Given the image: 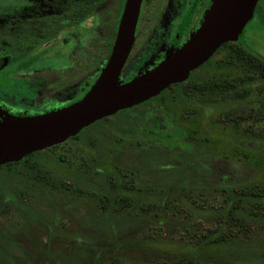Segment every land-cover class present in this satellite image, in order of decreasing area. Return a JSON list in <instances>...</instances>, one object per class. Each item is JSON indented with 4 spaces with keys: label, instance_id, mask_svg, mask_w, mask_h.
Returning a JSON list of instances; mask_svg holds the SVG:
<instances>
[{
    "label": "trees",
    "instance_id": "1",
    "mask_svg": "<svg viewBox=\"0 0 264 264\" xmlns=\"http://www.w3.org/2000/svg\"><path fill=\"white\" fill-rule=\"evenodd\" d=\"M120 7L119 5L116 8V18ZM115 24L116 19L113 30ZM113 30L110 39L113 37ZM219 47L221 58L216 63L214 59L212 68L207 67L209 69L206 77L200 76L196 83L175 84L171 94L173 98L178 97V104L173 101H161L153 105L157 107L159 113L165 112L160 115L164 121L162 128L149 124L146 120L141 121V118L133 115L128 108H123L115 112H119L117 121L111 118V115H107L93 122H101L105 128L109 127L100 133L98 138L91 137L83 146L78 145L74 150H62L58 159L55 156L49 157L46 152L54 144L41 149L45 150L46 159L41 157L29 162L26 159L29 155L27 154L17 161H12L19 164L15 171L16 176L29 179L32 189L48 188L52 191L57 188L62 191L71 192L75 189L80 191L82 188L79 187V183L73 190L72 186H61L55 182L54 178L64 173L67 176H77L80 183L90 181L89 183L96 184L99 190L108 193L104 200H96L93 197L86 199V196L82 198L93 204V207L108 210L109 213L112 210L118 215L124 207L130 208L131 218L136 219L138 224H132L136 225V229L126 230V237H129L131 243L140 242L141 247L136 244L116 246L115 240H113L115 246L103 243L96 252L81 255L80 260L85 261V264H212L218 262L216 254L223 246L228 247L223 255L254 252L252 250L255 248L252 246L256 240L253 242V238L259 233V227L264 226V161L261 156L250 155L246 147L236 142L234 134L240 132L242 136H238V139L242 140L249 135H259L263 139L264 135L251 131L250 122L247 121L253 112L255 118L257 112V108L253 111L254 108L249 104L252 90L263 94L261 103L264 104V58L247 51L236 41L223 42ZM218 92L220 98L216 100ZM154 98L157 99L158 95ZM237 101L244 103L245 106H232ZM217 104H223L224 107L212 117L215 123H219L214 127L217 132L209 133L206 124L202 123V117L199 116V109L205 106L206 119L210 107ZM170 120L174 121L179 132L176 140L189 146L187 148L189 152L183 151L189 156L185 158L183 155L184 160L180 167V171L184 169L183 175L179 177L184 178L181 189H177L176 185L179 178L171 174L168 181L176 187L173 195L166 198L142 196L141 204H138L137 201L141 197L139 184L142 180L134 181V177L138 179L142 174L139 173V168L135 166L131 156L122 161V151L135 149L141 143L149 145L174 143L175 140L170 142L168 137L164 136L168 133L152 142L146 137H135L136 133L140 134L142 131L149 135L150 131L164 130ZM242 123L244 125H241ZM118 124L125 126H118L116 129ZM84 127L80 130L82 131ZM125 132L131 137H126ZM100 153L105 157L100 156ZM200 153L219 156L220 159L228 161L235 160L237 163L243 162L245 167L257 169L263 178L213 181L209 180L208 176L206 181L201 182L200 178L199 182L197 178L199 173H202V166L197 162L199 159L197 154ZM42 158L47 162H43L45 160H41ZM187 159H191L189 165L184 166ZM100 160L101 162H98ZM61 162L64 164L62 167ZM9 163L11 161L2 165L7 167ZM190 175H194V178L190 179ZM187 182L191 188L187 187ZM2 189L0 214L9 212L7 210L10 206L14 207L15 213L18 212L19 208L13 201L9 189H7L9 197L4 193L6 189ZM134 204L137 209L134 208ZM202 220L206 223L203 224ZM155 224L157 227L153 226ZM160 225H166L169 232H161L158 228ZM262 236L260 234L259 239H262ZM169 245H174L175 248H169ZM146 253L151 255L144 257ZM0 264L11 263L0 258ZM44 264L62 263L50 258Z\"/></svg>",
    "mask_w": 264,
    "mask_h": 264
},
{
    "label": "flooded vegetation",
    "instance_id": "2",
    "mask_svg": "<svg viewBox=\"0 0 264 264\" xmlns=\"http://www.w3.org/2000/svg\"><path fill=\"white\" fill-rule=\"evenodd\" d=\"M211 1L140 0L132 42L117 80L150 70L178 50L199 26ZM122 3L123 0H0V115H37L82 97L107 59L114 21L115 33L118 20L116 8ZM233 41L264 58V0L255 1L250 18ZM219 46L190 69L184 79L145 99L158 95L152 106L139 107L143 100L126 108L141 121L162 128L160 115L165 112L159 113L153 105L161 101L178 104V97L171 94L175 84L196 83L200 76L206 77L214 59L216 63L221 58ZM199 112L204 119L205 106ZM103 125L100 122L53 144L46 151L48 156L58 159L62 150H74L91 137L98 138L109 128Z\"/></svg>",
    "mask_w": 264,
    "mask_h": 264
},
{
    "label": "rangeland",
    "instance_id": "3",
    "mask_svg": "<svg viewBox=\"0 0 264 264\" xmlns=\"http://www.w3.org/2000/svg\"><path fill=\"white\" fill-rule=\"evenodd\" d=\"M262 97L263 94L261 92L255 93V90L251 91L249 104L254 108L253 111L257 108V112L255 113V118L253 112L247 122H250L251 131L264 135V104L261 103ZM154 99L145 100L139 107L152 106L155 102ZM235 105L245 106L244 103H239V101L232 106ZM223 107V104L211 106L206 119H202L209 133L211 131L217 132L214 127L219 123H215L212 117L215 115V112ZM118 114L119 112L109 115L117 121ZM91 123L88 124L89 126H85L84 129H91L97 126L98 122ZM167 124L170 128H167V126L164 130H157L158 132L150 131L149 135L142 131L140 134L136 133L135 137H146V139H150V142H152L168 133V135L164 136L168 137L167 139L170 142L175 140L174 143H158L157 145H153V143L151 145L141 143L135 149L129 148L127 151H122V161H126L131 156L135 166L139 168V173L142 174L138 179L136 176L134 177V181L142 180L139 184V194L141 197L137 201L138 204H141L142 196L166 198L173 195L176 187L170 184L168 178L171 174L176 178L183 175L184 169L180 171L184 160L183 155H185V158L189 156V154L183 151L189 152L187 151L189 146L176 140L179 132L175 128L176 124L174 121L170 120ZM241 125H244V123ZM118 126L124 127L125 125L118 124L116 129ZM166 129L168 131H165ZM124 135L131 137L126 132ZM238 136H242L240 132L234 134L236 142H239L242 147H246L250 155L261 156L264 161V136L262 139L259 135H249V137L243 140L238 139ZM155 143L157 142L155 141ZM125 147L127 148V145ZM44 151H32L26 159L38 160L41 157L46 159V152ZM55 151H58V149H55ZM197 155H199L197 162H200L202 166V173H199V177L197 178L199 182L200 178L201 182L206 181L208 176V179L213 181H221L222 179H225V181H243L245 178H263V175L261 176L257 169L251 166L245 167L243 162L238 161L237 163L235 160L228 161L227 159L226 161L225 159H220L219 156H208L205 153ZM100 156L105 157L102 153H100ZM45 159L42 158L41 160ZM189 160L191 159L185 161L184 166L189 165ZM43 162H47V160ZM98 162H101V160ZM1 165L0 192L3 191L2 188H5V195L9 197L11 193L13 201L19 210L15 213L14 207L10 206L7 210L9 212L0 214V258L9 261L11 264H16V262H21V264H44L50 258H55L62 264H78L82 262L80 260L81 255L96 252V250L101 248L103 243L115 246L116 242V246L120 245V247H126L127 245L134 246L136 244L131 243L130 239H128L129 237H126V230L136 229V225L132 224H138L136 219L131 218V214L129 213L130 208L124 207L120 215H118L114 214L112 210L109 213L108 210H102L96 208V206L93 207V204L91 205L86 202V199L89 197L96 198V200L107 198L108 193L99 190L96 184L89 183L90 181L80 183L77 180V176H67L62 173L61 176L58 175L57 178H54L57 184L72 186L74 190L75 185L79 183V187L82 189L80 191L75 189V191L71 192L67 190L62 191L57 188H54L52 191H49L48 188L37 190L32 189L29 179H21L16 176L15 171L19 167L18 163L11 161L7 167ZM62 165L64 164L61 162V167ZM189 178H194V175H190ZM183 180L184 178L178 179L176 183L177 189H181ZM189 186L191 185L188 184L187 187ZM7 189H9L10 193ZM84 196H86V199H82ZM133 206L134 208L137 207L135 204ZM202 223L204 224L206 221L202 220ZM153 226L157 227L156 224ZM158 228L161 232H169L166 225H160ZM259 229V233H256L253 238V242L256 240L252 246L255 248V250H252L254 251L253 253L236 252L233 256L228 254L223 255V252L228 248L227 246H223L220 250L222 253L218 251V254H216L218 262L212 264H264V226L259 227ZM260 234L263 235L262 239H259ZM136 246L140 248V242ZM169 246V248H175L174 245ZM257 247H260V249H257ZM148 255L151 254L146 253L143 256L147 257ZM81 259L84 260L85 258ZM82 264H85V261Z\"/></svg>",
    "mask_w": 264,
    "mask_h": 264
},
{
    "label": "water",
    "instance_id": "4",
    "mask_svg": "<svg viewBox=\"0 0 264 264\" xmlns=\"http://www.w3.org/2000/svg\"><path fill=\"white\" fill-rule=\"evenodd\" d=\"M139 1L123 0L107 59L82 97L37 115H0V164L61 142L89 123L184 79L221 43L236 39L256 0H212L199 26L178 50L150 70L117 80L132 42Z\"/></svg>",
    "mask_w": 264,
    "mask_h": 264
}]
</instances>
